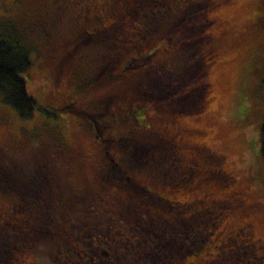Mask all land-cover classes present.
<instances>
[{"label": "rangeland", "instance_id": "1", "mask_svg": "<svg viewBox=\"0 0 264 264\" xmlns=\"http://www.w3.org/2000/svg\"><path fill=\"white\" fill-rule=\"evenodd\" d=\"M141 1L144 0H116L115 12L103 20L105 28L97 29V23L75 20L74 8L64 10L56 25L50 22L63 0H0V35L15 38L27 49L31 64L22 78L27 94L37 103L31 117L23 119L0 101V166L16 183L36 172L32 168L45 165L56 173L60 184L77 186L82 184V179H91L92 162L108 161L105 155L101 160L94 155L104 145L113 161L134 163L137 168L144 166L143 159L151 156L154 160L147 166L152 170L156 167L181 170L169 165L177 161L175 148L182 152L178 146L182 143L205 145L206 149L199 150V169L216 164L215 155H219L222 167L236 178L233 188L241 190L248 201L257 202L261 208H236L219 216L211 199H219L220 193L230 191V185L226 188L224 185L225 175H209V178L203 173L199 178L205 176L208 181L199 180V191L198 187L192 188L195 183L192 178L187 189L161 192L171 200L187 202L189 215L195 212L193 203L199 198V239L190 233L195 220L191 218L188 252L204 237L199 248V264H226L225 255L245 236L233 234L231 241L221 235L223 229L232 234L245 221L251 222L255 237L264 243V163L260 154V127L264 117V0L210 3L200 0L199 6L194 4L187 12L183 10L186 0H161L165 3L161 6L152 3L158 0H146L145 8L139 10ZM133 6L136 9L132 14L128 11ZM125 10L129 14H123ZM155 15L165 16L167 20L156 24ZM36 20L49 25L39 26ZM157 25L161 30L158 35ZM83 30L92 33L90 37H83L80 34ZM196 38L206 39L203 47L209 52L208 61L200 65L206 77V92L201 98L204 107L201 112L182 114L172 110L170 103L171 93L176 89L174 93L181 94L183 89L172 88L168 81L183 73L180 70L185 66L184 56ZM67 41L76 43V47L60 71L61 54L54 60L51 51L54 45ZM127 55L147 56L141 66L144 68L124 73ZM169 71L174 73L170 75ZM143 74H148L151 80L139 92L146 91L155 102H149V97L139 99L128 95ZM186 75L188 80L181 83L194 85L189 82L193 74ZM157 80H162L165 87L160 82L162 90L150 91L148 85ZM185 93L190 94L186 107L190 102L199 105L198 93ZM65 103L88 111L99 121L98 139L94 138L87 120L59 109ZM135 139L148 142L153 151L145 155L137 146L128 148L126 145H132ZM67 161L71 162V170L66 175L60 168ZM144 173L148 176V171ZM188 177H192L190 170ZM158 203L155 202L157 207ZM11 204L13 207L18 204L15 195L12 193L9 198L0 188V264H20V258L12 254L15 241L8 236V221L12 219L5 216ZM163 239L162 233L157 241ZM51 250L48 243L38 246L37 264H49Z\"/></svg>", "mask_w": 264, "mask_h": 264}, {"label": "flooded vegetation", "instance_id": "2", "mask_svg": "<svg viewBox=\"0 0 264 264\" xmlns=\"http://www.w3.org/2000/svg\"><path fill=\"white\" fill-rule=\"evenodd\" d=\"M73 1L59 2V11L54 13L55 17L50 22L56 25L64 10L74 8L75 20L97 23V29H104L103 20L116 9V0ZM206 1L210 3L212 0ZM192 2L201 3L200 0H190ZM135 9L133 6L128 12L133 14ZM119 12L122 13V10ZM128 12L125 10L123 14ZM35 23L39 26L49 25V22L40 20ZM80 34L90 37L92 33L83 30ZM144 34L142 32V39ZM75 47L76 43L67 41L52 48L54 60L61 54L60 71L64 70L63 65L73 55ZM63 49L66 51L61 53ZM93 136L98 139V134L93 133ZM181 145L178 146L182 152L175 148L177 161L169 163L181 170H172V167L152 170L147 166L152 162L142 163L145 165L141 168L134 163L133 166L115 162L104 145L94 155L98 159L105 155L108 161L92 162L93 167L89 166L91 179H82V184L77 186L60 184L56 173L45 165L32 168L36 172H32L23 182L20 179L16 183V180L10 179L12 175H7L9 196L15 191L14 195L19 197L18 204L14 207L11 204L5 215L14 221H8V236L15 241L14 252L10 250L11 253L16 255V259L20 258V264H37L38 246L48 243L52 245L48 253L52 260L49 264H199V243L192 251L188 252L187 249L188 221L191 218L195 220L190 233L194 239H199V198L193 203L195 212L189 215L187 202L171 200L161 190L187 189L194 178L192 188L198 187L199 191V180L208 181L205 176L199 178L203 173L209 178V175H225L226 178L222 177L224 185L225 188L230 185V191L220 193L219 199H211L219 216L236 208L250 210L261 207L255 201H248L241 190L233 188L236 178L222 167L223 161L219 155H215L218 158L216 164L199 169V150L206 149L205 145H189L192 146L191 153L187 143ZM69 165L71 162L67 161L60 168L66 175L71 170ZM188 170L192 173L190 178ZM145 171H148V176ZM156 201L160 203L158 207ZM232 231L230 234L231 231L223 229L220 233L231 241L233 234L245 236L255 246L256 256L264 264V243L255 237L251 222L245 221ZM162 233L164 239L157 241Z\"/></svg>", "mask_w": 264, "mask_h": 264}, {"label": "trees", "instance_id": "3", "mask_svg": "<svg viewBox=\"0 0 264 264\" xmlns=\"http://www.w3.org/2000/svg\"><path fill=\"white\" fill-rule=\"evenodd\" d=\"M145 2L146 0L141 1L138 4L139 10H143L145 8L146 6ZM152 3L154 5L158 4L159 6H161L163 5L164 2L161 0H158V2L152 1ZM194 4L198 5L197 3H194V2L190 3V0L186 1V4H185L186 6L183 8V10L185 9L184 10L185 12L190 11L191 6H193ZM165 14L167 15V11H165ZM142 15L144 16L145 14L142 13ZM148 16H150V14ZM156 16L157 15L153 16L154 22L156 24L160 23L159 21L167 20V17L165 16L157 17V18ZM158 29L159 27L157 25V31H155L156 35L161 33V30H158ZM163 34L165 35L164 32ZM168 40H170V37H168ZM205 42H206V39L199 40V38H196V40H194L193 42L189 44L190 48H188V51L186 52L187 54L184 56L185 66L183 67V69L180 70V71L183 70V73H181V75L178 76V78H176V75L173 74L174 78L168 81L169 86H174L172 88L180 87L181 89H183V92L181 94L174 93L176 89L173 91V93H171V96L173 98V100L170 99L171 101H173L172 103H170L172 104L171 105L172 110L176 109L182 112V114L186 112L188 114H190L191 112H196V111L201 112V110H203L204 103L201 102L202 100L201 98L203 96V93L206 92L204 91V84H205L206 77H205V71L203 70V68H201L202 66L200 65H205V62L208 61V57H209L208 56L209 52H207V49L204 50V47H203ZM127 56L129 58L123 64L124 73L131 72L134 70L138 71L141 68L142 69L144 68V66L143 67L141 66L144 63V59H146L147 56L146 58L145 57L142 58V56L134 57L133 55H130V56L127 55ZM30 64L31 62L29 60V54H28L27 49L22 47L16 41L15 38L0 35V101L6 105L11 106L16 111L18 116L23 119L31 117L34 108L37 106V103L35 102V100L27 94L26 89H25V82H24V79L22 78V73L25 72L29 68ZM171 72L172 71H169L170 75L174 73V72L172 73ZM187 72L188 73L190 72V74H193L190 76L189 82H194L195 83L194 85L193 84L188 85L185 83L183 84L181 83L182 80L184 82L188 80V77L186 75ZM142 76L145 77V79ZM142 76L136 79V85L135 87H131L129 89L128 95L129 96L132 95L133 97L135 96L136 98H139V99H142V97L144 96L149 97L150 98L148 100L149 102H155L154 99H151L152 96L146 93V91L139 92V89L144 88V84L150 82L151 80L148 77L149 76L148 74L147 76L146 74H143ZM195 79L197 81H195ZM160 82L165 87V84L162 80H157V82L153 81L152 85L149 83L150 86L148 85L149 87L148 89H150V91L151 90H155V91L162 90V86L160 85ZM263 84H264V81H263ZM187 91L198 93V98H199V102L197 100V103H199L198 106L193 102L188 103L187 107L185 106L187 98L190 96V94L185 93ZM163 94H164L163 92L160 93V95H163ZM107 102L109 103V100ZM59 109L61 111L72 112L75 115L80 116L81 118L87 120L89 124L91 125L92 132L96 134L100 133L99 128H98L99 121L92 118V116L90 115L88 111L77 109L75 108V106L71 107L70 104L68 105L66 103L63 104ZM105 119L107 121L110 120V118L109 119L105 118ZM124 141H127V139L126 140L124 139ZM126 146H130L128 148H131V149L137 146L141 148L140 150L143 151L145 155L147 154L148 151L150 150L153 151V148H151L148 142H141L136 139L132 145L127 144ZM260 154H261V158L264 163V117H263L261 127H260ZM150 157L151 156H149L148 158H144L142 163L152 162L151 160H154V159ZM7 179L8 178H7V175H5L4 168H1L0 166V188L2 189L3 192H5V195L7 194L8 197L10 198L8 194L9 192H7V190H9ZM14 194H15V191H13V195ZM15 198L18 199L19 197L15 196ZM242 239H240L237 243L235 242V245L231 247V251H229L224 257V260H225L224 262L226 264H228V262H231L233 264H262L260 262V259L256 256L255 246H253L249 242V240L246 241L247 240L246 238H244L243 240ZM204 240H205L204 237L200 240L199 248L202 245L201 242H203Z\"/></svg>", "mask_w": 264, "mask_h": 264}]
</instances>
